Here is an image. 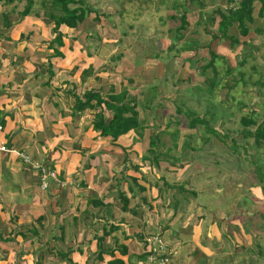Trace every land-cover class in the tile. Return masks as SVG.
<instances>
[{"label": "crops", "instance_id": "1", "mask_svg": "<svg viewBox=\"0 0 264 264\" xmlns=\"http://www.w3.org/2000/svg\"><path fill=\"white\" fill-rule=\"evenodd\" d=\"M0 5L4 7L3 1ZM38 19L27 15L8 28L0 27V146L6 147L0 149V264H108L113 259L142 264L143 239L150 233H160L166 240L171 251L169 264H207L212 253L220 255L216 264H228L234 257L227 253L238 255L243 250L251 254L248 264L255 257L264 259L260 243L264 237L256 238L259 231L253 232L261 214L242 210L264 203V186L251 183L245 194L244 177L236 174L245 170L242 165L230 174L219 156L212 161L216 156L211 151V158L209 151L215 143L204 135L199 145L192 144L193 134L189 146L184 140L177 145L172 132L179 134L185 127L170 129L169 120L157 130L164 137L153 148L157 159L142 158L146 154L139 159L136 154L133 159L124 157L122 147L112 145L120 144V136L116 140L100 136L92 128L94 111L76 110L75 96L82 97L90 89L117 93L132 84H125L124 77L106 78L108 87L101 82L91 88L100 72L95 71L94 59L79 61L80 50L72 54L65 47L66 39L62 46H49L51 36L47 42L41 41L39 30L31 25L42 22ZM62 28L68 27L60 26L64 33ZM129 94L135 99L134 93ZM136 103L140 113L144 102ZM173 122L178 123L177 119ZM202 131L206 132L203 126ZM142 134L135 143L148 148L145 125ZM160 147L166 149L160 152ZM172 149L194 160L203 159L202 152L211 159L204 158L201 167L187 168L183 162L176 166L179 159ZM19 152L44 160L56 170L62 185L50 179L49 186L42 189L39 175L27 167ZM192 159L186 160L194 163ZM169 166L175 170H168ZM178 168L187 169L178 175ZM157 171L162 173L157 175ZM170 173L178 176L169 179ZM216 178L224 187L216 184ZM227 179L234 186H228ZM226 191L232 193L230 197ZM226 201L231 208H224ZM38 217L41 220L36 222Z\"/></svg>", "mask_w": 264, "mask_h": 264}, {"label": "rangeland", "instance_id": "2", "mask_svg": "<svg viewBox=\"0 0 264 264\" xmlns=\"http://www.w3.org/2000/svg\"><path fill=\"white\" fill-rule=\"evenodd\" d=\"M41 1L45 0H33L30 14L27 15H32L33 20L35 17L42 20L38 23L33 21L31 25L34 26L35 30H39L38 38L41 37V41L46 40L47 42L48 38L50 36V38H54L55 34L50 31L52 22L48 16L43 14L44 8L41 6ZM49 1L47 4H49ZM83 1L91 9V12L76 27L62 28L64 33L61 37L62 44L59 45L62 46L64 44L63 40L66 39L65 47H68L72 54L73 51L80 50V53H78V56H80L79 61L94 59L95 71L100 70V72L95 76L91 88L97 87L101 82L104 83L105 88L108 87L109 84H107L106 78L109 81L118 80L120 77L126 78L125 84H132L131 86L126 85L128 92L134 93L138 102H144L139 116L143 118L147 134H150L149 138L156 135V139L158 138L159 141H162L164 137L160 130L157 131L158 127L160 125L165 126L167 120H169L167 126L170 129L181 126L179 122H188L189 118L186 117L185 119L184 117L185 107L195 112L199 118L207 119L209 126L215 132L202 131V125L194 129L195 132L185 127L177 136V145L189 133L193 134L192 144L199 145L201 136L204 135L209 138L208 142L215 143L208 151L211 158V151L216 157L211 159L202 152L203 159L194 160L188 157L187 153L172 149L170 152L179 159L176 166L179 165L178 163L183 162L182 165L189 168L201 167L202 162H205L207 158L213 161L217 160V156H219L221 166L225 169L227 167L230 174H233L231 170L233 171L240 165L245 169L244 171H247L242 173L244 177L251 174L252 176L255 175V170L252 168L257 163L264 169V141L261 145L256 144L253 136L246 132V130L253 131L255 126L244 127L240 122L241 117L249 115L257 122L264 121V18L257 14L259 10L258 1L254 3L252 12L254 21L249 23V31L246 35L239 33L236 24L229 27L228 34L233 35L238 40V43L233 44V46L230 39L222 37L217 31L219 17L215 13L216 9H221L225 13L232 9L234 4L229 3L228 0H204L205 6L203 7L196 3H190V7L188 6L186 11L188 23L185 29L180 31V33H183L182 37L174 36V31L179 26L180 21L177 19L172 20L169 18V14L175 13L177 17L180 16L182 14L180 6L172 10V5L174 2L180 4L181 2H188V0ZM16 3L11 14L10 8L12 5L4 4V7L0 5V14L2 15L3 11L9 14L14 19L13 24L17 21L19 23L25 18V16L16 18V11L22 10L26 0H17ZM48 7L56 14L60 12L58 8H52L51 5ZM210 18L214 20L211 22ZM31 25L29 24L27 27ZM0 27L5 28L4 26ZM25 36L21 34V39H26ZM87 52L93 56L86 58L85 54ZM209 52H213L218 56L214 60L216 69L212 70L211 67H207L203 70L201 67L209 61ZM155 53L158 54L156 58L153 57ZM190 54H192V62L185 59ZM102 64L104 65L100 66ZM228 68L230 71L227 72ZM86 74V76L89 75L87 72ZM211 77H215L218 83L211 84ZM128 78L130 79L128 80ZM242 80H245V83ZM177 105L181 107L183 114L178 113L176 110ZM137 107L140 108L139 105ZM160 108L162 114L167 113L166 117L162 116L161 118ZM173 112L174 115L172 116ZM110 114L112 115V113ZM106 115L108 118V112ZM91 118L93 119V117ZM175 119L179 121L176 124L173 122ZM153 124L158 125V127ZM136 137L135 132L133 134L132 131H129L117 140L120 144L112 145L122 147V155L132 159L136 157L134 154L137 155L138 159L143 154L150 157L156 155L155 151L148 153L147 146L143 148L135 143ZM122 144H127V146L124 147ZM164 145L166 144L164 143ZM162 149L165 150L166 148H158L160 152ZM204 150L205 148L202 149V151ZM28 155L30 158L35 159L30 154ZM204 158L206 159L204 160ZM186 159H192L194 163ZM25 164L31 168L29 164ZM143 170L144 172L148 171L145 168ZM168 170L172 171L175 168L169 166ZM185 170L178 168V175ZM161 173L162 171H157L156 174L160 175ZM194 174H200V172ZM178 175L167 174L169 179L172 177L174 179ZM216 180L219 182L214 180L213 183L216 182L220 187H224L222 180L218 178ZM232 182L229 183L228 181V186L230 184L234 186ZM247 182L243 181V183ZM246 188L247 185L243 184L244 193ZM211 189L212 187H210ZM211 193L214 192L211 191ZM227 194L230 197L232 193L226 191ZM255 201L252 204L256 203ZM230 202L226 201V204H223L224 208H231ZM257 204H254L252 208H242L244 212L251 211L261 214L256 217L258 229L253 230V232L259 231V234L255 236L256 238L258 236L264 237V203L260 201ZM6 232L8 230H5ZM223 239L221 238V240ZM262 239L260 243L264 247V238ZM221 247L222 244L220 243L219 248ZM263 247L260 246V248ZM224 250L223 248L220 249V254ZM226 250H228L227 246ZM213 251L217 252L218 248L214 247ZM212 254L211 260L206 263H219L220 255L218 253ZM227 254H229V257L232 255L234 257L231 263L228 261V264H248L246 262L249 260L248 256L251 255L247 250L240 251L238 255L233 252ZM255 258L257 260L253 261L252 264H264V259L261 257Z\"/></svg>", "mask_w": 264, "mask_h": 264}, {"label": "trees", "instance_id": "3", "mask_svg": "<svg viewBox=\"0 0 264 264\" xmlns=\"http://www.w3.org/2000/svg\"><path fill=\"white\" fill-rule=\"evenodd\" d=\"M3 1L4 4L12 5L11 10L13 11L14 4H17V0H0ZM258 1L259 3V10H258V16L264 18V0H228L229 3H233L234 6H232V9H230L227 13L223 12L221 9H216L215 13H217L219 20L217 22V31L220 33V35L224 38L230 39L231 45L237 44L238 40L236 37H234L231 34H228V29L231 25L236 24L238 31L241 35H246L249 31V23H252L254 21L253 19V7L254 3ZM48 0L41 1L42 7L44 8V15L48 16L51 19L52 27L51 31L55 34L54 38L49 42V46L56 44H62V33L60 32L59 28L60 26H66L68 28H74L77 26L78 23L82 22L86 16L89 15L91 12V9L88 8L83 0H50L49 4H47ZM190 3H196L199 4L200 7L205 6L204 0H188V2H181L180 4H177L174 2L172 5V10L180 6L182 10V14L180 16H176L175 13L169 14V18L172 20H178L180 21L179 26L175 29L174 36H180L182 37L183 33H180V31L184 30L187 25V16L186 11L188 9V6ZM33 5V0H26V3L22 10L17 11V17L16 18H22L23 16H26L30 13V10ZM55 9H59V13H54L51 9H49L48 6H50ZM72 5V6H70ZM190 7V6H189ZM3 18V26L10 27L13 24L14 19H12L9 14L2 13ZM15 18V19H16ZM211 22L214 20L213 18H210ZM215 35V34H213ZM216 37V35H215ZM179 38V37H177ZM194 41V39H193ZM59 54V52L56 51V54ZM158 54L155 53L153 55L154 58L158 57ZM191 55H188L185 57V59L192 62ZM210 58L209 61L204 64L201 68L204 70L207 67H211L212 70L216 69L214 66V60L218 57L215 53L209 52ZM183 59V60H185ZM230 71V69H227V72ZM87 72V71H86ZM85 73V72H84ZM189 75V74H188ZM187 80V78H186ZM182 81V80H181ZM245 83V80H242ZM131 82V81H130ZM189 82V81H188ZM211 84L218 83L217 79L215 80V77L210 78ZM234 86V85H232ZM209 90V87L207 88ZM75 109L76 110H84V109H90L94 111L93 119H92V128L95 131H98L100 136L103 137H111L112 140H116L119 136L124 135L128 133L129 131H133L137 134L138 137L142 136V132L144 130V122L139 117V112L136 109L137 103L136 100L133 98L132 95L129 94L127 88L122 86L120 88V91L115 93L114 91H110L108 94H103L100 90H85L82 94V97L75 96ZM156 109V108H155ZM176 110L178 113H182L181 107L177 105ZM110 111L112 113L111 117L107 118L105 112ZM161 112V108H160ZM185 119L188 117V122H179V124L183 125L184 127L188 129H194L197 128L199 125H202L207 132H215L211 126H209V122L205 118H199L195 112L190 110L188 107H185L184 110ZM156 115V114H155ZM162 115V112H161ZM162 118V116H161ZM240 122L242 126L244 127H250L255 126L253 131L246 130V132L253 136L254 141L256 144L261 145V143L264 141V121L257 122L254 120L250 115L249 116H243L240 119ZM158 127V125H155ZM178 132V131H177ZM172 132L174 135L175 140H177V134L178 133ZM191 134H188L184 138V145L189 146V137ZM150 136V134H149ZM202 139H204V136H201ZM158 138L156 139V135L151 136L149 138V147L147 149L148 153H153V148ZM142 158L149 159L150 156L146 154ZM158 156H152V159H157ZM255 175L252 176H243V181H248L247 183H243L245 185H250L251 183L255 184H262L261 186H264V169L261 168L259 164L257 163L254 168ZM247 171H238L236 172L237 175H241L242 173ZM41 220V217H38L36 219V222H39ZM37 232H35L36 234ZM69 263H71V260L68 258ZM108 264H125L120 259H113L108 261Z\"/></svg>", "mask_w": 264, "mask_h": 264}, {"label": "built area", "instance_id": "4", "mask_svg": "<svg viewBox=\"0 0 264 264\" xmlns=\"http://www.w3.org/2000/svg\"><path fill=\"white\" fill-rule=\"evenodd\" d=\"M1 150H6L4 145L0 146ZM18 156L35 170L40 178V186L46 189L49 186V180L53 179L57 185L61 186L62 181L59 179L55 169L46 165L44 160L30 158L28 154L19 152ZM142 254L144 259L142 264H169L171 260V251L164 237L160 233H150L143 239Z\"/></svg>", "mask_w": 264, "mask_h": 264}]
</instances>
